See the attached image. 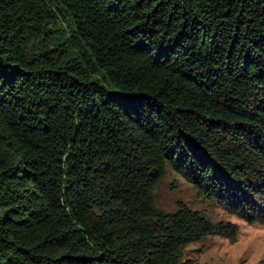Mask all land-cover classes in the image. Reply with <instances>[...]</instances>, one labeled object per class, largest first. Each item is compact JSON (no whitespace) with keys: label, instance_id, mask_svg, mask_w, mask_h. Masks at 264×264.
Segmentation results:
<instances>
[{"label":"trees","instance_id":"trees-1","mask_svg":"<svg viewBox=\"0 0 264 264\" xmlns=\"http://www.w3.org/2000/svg\"><path fill=\"white\" fill-rule=\"evenodd\" d=\"M171 168L264 224V0H0V264H186L234 237Z\"/></svg>","mask_w":264,"mask_h":264},{"label":"rangeland","instance_id":"rangeland-1","mask_svg":"<svg viewBox=\"0 0 264 264\" xmlns=\"http://www.w3.org/2000/svg\"><path fill=\"white\" fill-rule=\"evenodd\" d=\"M155 207L174 212L178 203L199 210L210 220L234 223V237L209 234L186 244L181 262L186 264H264V224L249 223L206 198L171 168L154 190Z\"/></svg>","mask_w":264,"mask_h":264}]
</instances>
